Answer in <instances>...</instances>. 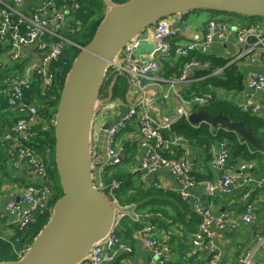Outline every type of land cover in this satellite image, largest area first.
<instances>
[{
    "label": "built area",
    "instance_id": "2783aa9c",
    "mask_svg": "<svg viewBox=\"0 0 264 264\" xmlns=\"http://www.w3.org/2000/svg\"><path fill=\"white\" fill-rule=\"evenodd\" d=\"M27 0H0V42L7 44L6 55L14 62L30 60L31 63L22 69L9 72L5 78V92H8V103L15 110L16 120L13 121L9 132L4 139L12 142V147L17 150L18 158L14 160L13 167L16 170L24 166L36 179L35 184L22 188V193L9 192V201L4 206L5 214L12 217L10 225L25 230L36 221L39 213H46L53 210L50 203L51 188L48 184V169L43 159L32 148L31 143L37 135L32 128L40 118L39 107L35 102H27L25 92L29 90L35 79L41 90L45 91L52 86L56 76L52 68L54 61L64 51L65 44L69 41L68 34L76 31L72 24L75 13L80 8L79 0H65L63 6H59L54 0H36L37 4L32 10H23ZM190 25L183 27H158L154 32V48L151 52H143V38L139 35L130 41L120 53L111 61L112 67L117 74H125L129 82L136 84L143 89L146 80L159 77L162 68V58L170 57L174 52L177 57L187 56L191 50L209 52L213 39L226 37L229 25L219 23L215 18L208 21L206 33L201 38H192L185 43L177 42V36L184 35ZM237 42L242 47V54L248 55L253 51L257 54L251 56L252 62H258L264 67V30L257 26H249L237 29ZM26 49V50H25ZM28 49V51H27ZM27 56L26 58H24ZM199 60H190L185 63L183 72L177 79H170L168 82L187 83L190 81L192 71L201 66ZM219 70H217L218 72ZM161 80H165L161 78ZM167 81V80H165ZM248 85L251 88L264 92V74L259 71L251 72L248 78ZM168 97L163 94V99ZM177 117L172 120H161L155 117L150 110V102L144 96H139L134 103L129 104L125 113L114 118L122 105H126L123 98H111L101 104V113L106 122H110L108 128L92 130L91 135V157L93 164L92 179L95 187L110 196L117 205L116 218L111 231L103 238L96 241L86 259L79 264H104L115 259L119 252L133 253L132 246L122 240L119 234V227L122 220L130 217L134 222L140 223L141 216L134 212V205L125 206L120 203L118 190L121 188L120 180L109 181L108 171L122 163L124 154L118 146V138L128 127L135 125L140 134V147L144 153L140 160V168L147 174H156L161 169H167L181 183V196L191 200L193 210L200 218L198 231L192 238V248L186 258H191L192 264H219L222 258V251L216 242L217 232L213 227L226 232H234L238 221L223 211L214 213L211 207L201 203L197 198L191 196L190 190L197 186L204 185L210 196L217 194L230 195L237 187L250 184L252 177L250 170L255 169L254 162H243L239 165L230 163L231 152L224 138H219L226 128L211 125L212 134L217 140L212 146V166L217 172L213 180L201 181L193 172V166L186 157L173 155V150L179 146L182 137L173 132L171 138L164 134L165 130L171 131L172 125L180 118L188 120L195 104H202L210 100L211 95L193 96L185 98L177 94ZM245 110L253 113L263 111L261 103L252 98L246 99L242 104ZM96 118V116H95ZM53 125L55 117L52 118ZM104 123V124H105ZM103 126V124H102ZM198 127V125H194ZM263 152V151H262ZM264 154V152H263ZM264 184V179L257 183L259 187ZM155 185H158L157 182ZM4 192L0 193V202L4 198ZM20 197L18 201L17 198ZM243 199L248 202L250 192H247ZM131 209V210H129ZM148 216V214L146 215ZM258 218L255 206L249 202L242 214L241 221L245 224H252ZM4 225V216L0 213V228ZM14 228V227H13ZM11 238L14 231L0 236ZM139 237L146 248H151L154 260L151 264H167L171 249L162 243L154 235L152 224L144 225ZM258 245L264 247V228L255 234ZM34 240V239H33ZM33 240L27 239L17 246L12 242L13 250L18 258L23 257L32 247ZM254 251H247L240 259L241 264H264L263 260L253 259ZM123 264H129L127 261Z\"/></svg>",
    "mask_w": 264,
    "mask_h": 264
},
{
    "label": "crops",
    "instance_id": "0c3cea01",
    "mask_svg": "<svg viewBox=\"0 0 264 264\" xmlns=\"http://www.w3.org/2000/svg\"><path fill=\"white\" fill-rule=\"evenodd\" d=\"M37 4L36 0H27L23 5V10L26 12L32 10V8ZM1 10V9H0ZM229 15L217 16L210 10H193L188 13L173 14L167 17L162 18L156 24L148 27L142 34L141 38L143 40L142 51L151 52L154 48V32L158 27H183L185 24H189L190 28L187 31L186 35L177 36V42L185 43L192 38H201L205 35L208 21L212 18L216 20L230 19ZM233 19V20H232ZM229 22V29L227 31L226 37H215L211 43V47L208 53L220 55V56H231L233 57L232 61H238L239 66L245 73L246 79L244 81V88L238 90L241 92V98L237 102V91H229L230 97H235L238 104H242L246 99L252 98L255 101L262 104L264 109V92L251 88L248 85V78L253 71H259L264 74V67L261 66L258 62H252L251 56L257 54V51H253L248 55L242 54V47L237 42V29L245 27L242 18H232ZM262 24V25H258ZM251 26H257L264 30V23H256ZM26 50V49H25ZM28 51V49H27ZM25 56L24 58H26ZM23 62V61H22ZM22 62L14 63L6 53L0 54V74H9L11 71L16 69H22ZM20 66V67H19ZM208 65H201L199 68L192 71L193 75L190 81L187 83H179L175 81L174 83L168 82L170 79L161 80L157 78H151L146 80L144 88H139L136 84L129 82V87L127 92L124 94V100L126 105H122L117 112H114V118L125 113L129 104L135 102L139 96H144L150 102V110L152 114L161 119V120H172L177 117V94H181L185 97L184 90L189 88L193 82H199L204 80L207 77V74H199L198 72L206 69ZM7 77V76H6ZM123 75L113 76L110 84L107 86L105 98L98 103L96 118L94 121V129H100L104 127V123L107 119H104V116L101 113L100 106L105 101L116 97H112V90L114 85L117 86L120 84ZM127 79V78H126ZM128 80V79H127ZM5 78L2 84H4ZM5 86V85H4ZM116 86V87H117ZM118 88V87H117ZM6 89V87H5ZM221 88L217 90L220 91ZM221 92H225L224 89ZM167 93L168 97L163 99V94ZM118 98H120L118 96ZM186 98V97H185ZM239 99V98H238ZM193 110V107H191ZM5 111L0 110V120L4 114L12 117V113H4ZM263 117V123L261 124L260 131H264V110L259 113ZM97 120V127L96 122ZM103 124V126H102ZM228 132V131H225ZM225 132H222L220 135L221 138H224L228 142V138L225 135ZM123 143L127 141L130 142L129 153L127 156H132L133 163L131 168L134 173H140V176H135V181L137 183L146 182L153 183L157 182V187L162 188L165 191V194H168L163 198L165 200V206L169 211L170 216H165L162 213L150 212L149 209L139 207V203L131 202L124 204L120 201L121 204L125 206H132L133 211L137 215L141 216V222L137 224L132 221L130 217L124 218L123 227L121 229V237L128 245L132 246L133 253L119 252L115 259L108 261L104 264H123L127 261L129 264H151L154 260V255L151 248H146L139 237V232L144 225L152 224L154 226V235L162 243L170 247L171 252L167 259V264H192L193 259L186 258L187 254L189 255L192 248V238L196 231H198L200 218H195L191 215L186 208L188 204H191L190 199H181L176 197L181 195L182 185L173 176L169 170L161 169L156 174H147L145 171L140 168V160L143 156V149L140 147V134L138 128L133 125L132 129L124 131L123 133ZM217 138H215L211 144L208 142H201L196 139L190 140L182 137V140L172 152L173 155L177 157H186L190 160L193 166V172L196 174L199 180L207 181L213 180L217 176V172L212 166L213 162V152L212 146L215 143ZM243 142V141H242ZM118 146L123 149L122 144L118 138ZM230 163L239 165L243 162H254L255 169L249 171V175L252 177L250 184L237 187L234 192L230 195L227 194H217L216 196H210L207 193L206 187L204 185L197 186L190 190L191 196L197 198L201 203L211 207L214 213H219L226 211L230 217L238 221L239 226L234 232H224L217 227L213 229L217 232L216 242L219 245L222 251V258L219 264H241L240 259L247 251H254L253 259L263 260L264 259V247L258 245V242L255 239V234L264 228V193L261 191L256 192L260 187L257 185L262 179H264V166L260 164L259 159L261 158L260 154L249 150L250 156L246 154H237L233 150H230ZM22 169H27L24 166ZM21 170V169H19ZM156 186V185H155ZM15 191L17 194L22 193V187L17 186H6L4 190V198L0 202V213L4 216V225L0 228L2 233L7 234L12 232V227L10 222L12 217L4 212V206L9 201V192ZM250 192V199L248 202H245L243 196ZM221 196V197H219ZM159 199V197H158ZM187 202H186V201ZM251 202L256 209L258 214L257 220L252 224H245L241 221L242 214L245 210L246 204ZM187 204V205H186ZM129 209V210H131ZM132 211V210H131ZM148 214V216H146ZM122 220V221H123ZM1 237H5L1 236Z\"/></svg>",
    "mask_w": 264,
    "mask_h": 264
},
{
    "label": "water",
    "instance_id": "95a60500",
    "mask_svg": "<svg viewBox=\"0 0 264 264\" xmlns=\"http://www.w3.org/2000/svg\"><path fill=\"white\" fill-rule=\"evenodd\" d=\"M196 9L264 17V0H129L110 3L91 41L81 47L67 73L55 115V163L63 195L52 216L21 258L0 264H79L92 245L113 228L117 205L92 179L91 135L111 61L134 38L164 17ZM193 125L208 123L236 132L264 152V144L242 120L225 113L192 110ZM106 122L103 128H108ZM20 200V197L17 198Z\"/></svg>",
    "mask_w": 264,
    "mask_h": 264
},
{
    "label": "trees",
    "instance_id": "16d2710c",
    "mask_svg": "<svg viewBox=\"0 0 264 264\" xmlns=\"http://www.w3.org/2000/svg\"><path fill=\"white\" fill-rule=\"evenodd\" d=\"M54 1L59 6H63L66 2L65 0ZM127 1L129 0H79L80 8L75 13V18L72 20V24L76 28V31L72 34H68L69 41L65 44L63 54L52 64V68L56 73L52 86H50L48 90L42 91L40 85L35 79L31 88L25 92L26 101L35 102L39 107L40 118L38 122L32 126L33 130L37 132V135L34 138V142L31 143V146L43 159L47 166L48 184L51 188L50 203L53 206L63 195V188L55 163V127L51 120L56 115L67 73L69 72L73 61L81 52V47L87 45L94 37L98 26L105 17L107 12L106 8H108L110 3L123 4ZM1 7L2 4L0 2V9ZM211 12L215 11L211 10ZM224 13L231 16L229 17L230 19L217 21L228 25L229 22L233 20V17L243 18V21L246 20L245 22L247 23L243 24H247L245 27L254 25L256 23V19H264V17L243 16L230 12ZM8 47L9 46L7 44L5 45L0 42V54L5 53ZM193 59L199 60L202 65H208L206 69L198 72L199 74H207V77L202 81L193 82L189 88L185 89V97L190 98L193 96L211 95L210 100L202 104H195L193 106V110L204 109L213 115L222 112L227 114L231 120H242L247 127L253 128L254 134L261 138L264 144V131H260L261 124L263 123V117L259 113H253L251 110L243 109L242 105L236 102V98L230 97L228 92L223 93L217 90L221 87L230 91H238L244 88V81L246 79L245 73L239 66L238 61H232L233 57L220 56L212 53L210 54L199 50H191L187 56L177 57L173 52L169 58H162V68L158 75L165 79H177L182 74L185 63ZM217 70L219 71L217 72ZM114 75L118 77L119 75H123L122 83H125L126 78L124 80V77L127 76L125 74H117L112 67H109L100 95L104 92L106 84L107 86L110 84ZM192 75L190 76V79L192 78ZM6 76H9V74H0V110L5 111L4 113H12V117L4 114L0 120V193L4 192L6 186L15 185L23 188L37 182L36 179L29 174L27 169L16 170L13 167L12 164L14 160L18 158V152L12 147L11 141H6L4 139L5 134L10 131L13 121L17 119L15 110L8 103L9 96L8 92H5L6 85L2 84ZM116 86L117 84L114 85L112 90V97L116 94ZM117 94L119 97L124 98L125 93L122 91L119 92L118 90ZM132 127L133 126L128 127L125 131L132 129ZM173 132L177 136L185 139H196L210 144L215 139L211 131V125L208 123H201L198 124V127H196L185 117L180 118L177 122H175L172 125L171 131L165 130L164 134L167 138H171L173 136ZM123 133L119 136V140L123 147V149H121L124 154L123 161L121 164L108 171L109 181L120 180L122 182L121 188L118 190L119 200L124 204L137 202L139 203V207L143 206L144 208L149 209L150 212H159L165 216H170L164 203L165 200H163V198L168 194H165V191L162 188L157 187V185L155 186L153 183H137L135 181V176H140V173L135 174L131 168V164L133 163L132 154L127 156L129 153L128 148L130 146V142L127 141L126 143H123ZM225 135L228 138L227 146L229 150H233L235 152V155L236 153H243L250 156L249 150H252L261 155L259 162L264 166V154L262 151L256 150L251 145L244 142V140L232 130L225 132ZM220 137L222 136L220 135L219 138ZM258 191L264 193V184L256 192ZM176 197L183 199L181 195H177ZM186 210L195 218H199L197 213L193 210L191 204H188ZM51 216L52 211L39 213L36 221L31 223L25 230L12 225L11 227H14V236L10 239L0 236V261H8L11 259L16 260L13 259V257L11 259L4 258L5 256H15L13 253L12 242H15L16 245L19 246L27 239L33 240L47 224ZM138 225L139 223L137 226Z\"/></svg>",
    "mask_w": 264,
    "mask_h": 264
},
{
    "label": "rangeland",
    "instance_id": "374dc122",
    "mask_svg": "<svg viewBox=\"0 0 264 264\" xmlns=\"http://www.w3.org/2000/svg\"><path fill=\"white\" fill-rule=\"evenodd\" d=\"M108 8H109V6H108ZM108 8H106V11L108 10ZM200 10H202V9H200ZM214 14H216L217 16H223V15H225V13L224 12H222V11H215V12H213ZM243 19V18H242ZM255 22L256 23H258V22H261V23H264V19L262 18L261 20L260 19H256L255 20ZM255 23V24H256ZM258 25H262V24H258ZM31 63V61L30 60H26L25 62H24V64H23V67L22 68H25V67H27L29 64ZM125 78H127L128 79V77H124V80H125ZM126 79V81H127V83H126V81H125V83L123 82L122 83V81H123V79L120 81V84L117 86L118 88H116L115 89V93H116V97H114V99H118V94H117V92H118V90H119V92L120 91H122L123 93H125V92H127V89H128V87H129V79L127 80ZM106 89H107V84H106V88H104V92H102V94L100 95V97H99V102L100 101H102L103 100V98H105L106 96H105V94H106ZM221 90H223V89H221ZM220 90V91H221ZM224 91L225 92H228L229 93V91L230 90H225L224 89ZM230 94V93H229ZM236 97H238L237 98V102H239V100H240V98L242 97L241 96V92L240 91H237V95H236ZM98 122H97V120H96V122H95V124H96V127H97V124ZM125 220V219H124ZM124 220L121 222V224H120V227H119V234H120V230L122 229V227H123V222H124ZM133 221V220H132ZM135 223H137L138 224V222H135ZM12 231H14V229L12 228ZM13 247V246H12ZM13 253L15 254V252H14V250H13ZM13 257V259H16L17 260V258H18V256H16V254H15V256L13 255H11V256H9V257H7V256H5L4 258L5 259H11ZM17 257V258H16ZM5 261H7V260H5ZM8 261H13L12 259L11 260H8Z\"/></svg>",
    "mask_w": 264,
    "mask_h": 264
},
{
    "label": "bare ground",
    "instance_id": "6f19581e",
    "mask_svg": "<svg viewBox=\"0 0 264 264\" xmlns=\"http://www.w3.org/2000/svg\"><path fill=\"white\" fill-rule=\"evenodd\" d=\"M226 212V211H225ZM257 213V212H256ZM225 232V231H224ZM196 233V232H195Z\"/></svg>",
    "mask_w": 264,
    "mask_h": 264
}]
</instances>
